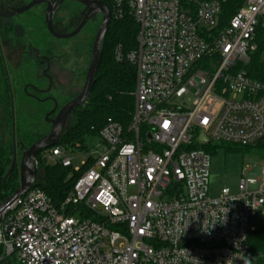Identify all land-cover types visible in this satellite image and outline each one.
<instances>
[{"label":"built area","instance_id":"2783aa9c","mask_svg":"<svg viewBox=\"0 0 264 264\" xmlns=\"http://www.w3.org/2000/svg\"><path fill=\"white\" fill-rule=\"evenodd\" d=\"M111 20L132 18L137 46L115 48L136 68L130 125L109 122L96 157L44 151L81 174L60 205L41 189L0 217L3 258L18 264H246L251 220L264 213V164L236 193L210 195V151L264 139V83L240 66L257 51L264 0H108ZM222 26V27H221ZM206 140L203 141L201 138ZM80 218L77 219L76 217Z\"/></svg>","mask_w":264,"mask_h":264},{"label":"trees","instance_id":"16d2710c","mask_svg":"<svg viewBox=\"0 0 264 264\" xmlns=\"http://www.w3.org/2000/svg\"><path fill=\"white\" fill-rule=\"evenodd\" d=\"M104 1L110 7L109 1ZM241 5L242 1L240 0H228L223 4L222 26L226 25V21L237 12ZM137 35L138 26L132 18L127 17L122 21L111 20L110 28L103 42L100 65L93 91L87 103L74 114L69 122L71 124H68L69 127L65 129L60 141L57 143L58 146L62 145L70 149L76 148L83 151L86 150V140L89 137L97 136L99 131L109 122H117L124 127L130 125L135 105L136 68L128 62H117L114 52L119 45L125 51L135 49ZM256 42L257 51L251 55L248 63L240 67L248 71L252 78L264 83V26L262 25L257 30ZM5 85L8 86L6 92ZM5 85L0 74V103L4 100L5 95L11 96L9 84ZM8 103H12L11 97ZM7 112L11 138L6 143L0 130V204L11 197L20 187V173L17 171V167L6 179L13 164V142L18 140L20 144L28 149L37 141V138L31 136V133L25 128V123L22 120L15 123V115L12 114L10 108ZM260 144L262 142L250 147H233L250 151L254 147L260 146ZM221 145L223 146V144ZM218 147L221 146L210 144L201 148L210 151L213 155ZM43 154L44 152L37 156L36 162L38 168L44 172V176L33 188L43 190L55 205H60L73 190L80 176L74 173L71 168L49 164ZM249 247L246 264H249V261L250 264H264V226L251 233ZM0 264L18 263L15 258L4 259L3 249L0 248Z\"/></svg>","mask_w":264,"mask_h":264},{"label":"rangeland","instance_id":"374dc122","mask_svg":"<svg viewBox=\"0 0 264 264\" xmlns=\"http://www.w3.org/2000/svg\"><path fill=\"white\" fill-rule=\"evenodd\" d=\"M43 7L37 5L33 7L30 12L40 14ZM81 9L82 6L73 1H67L63 5L62 9L59 11V14L56 20L61 21L64 25L67 26V31H71L79 24L81 21ZM73 11L78 12L76 20H73L71 13ZM77 24H76V22ZM70 22L74 23L75 27H71ZM13 23L20 25L24 29L25 39L29 44H33L36 48L41 49V55H50L56 58L59 65L62 66L65 70H58L60 84H55L53 92L55 94H61L64 96L70 89V85L75 86L72 88L70 93L72 98H75L82 92V88L85 83V76L88 70V66L91 59L92 45L94 42L93 28L88 24L77 36L70 39H56L53 36L47 34L46 30L40 34L34 32V27L42 28L43 23L38 19L33 20V17L29 14H22L21 16L14 17ZM45 35V36H44ZM26 41V42H27ZM46 47V48H45ZM45 48V49H44ZM49 49L51 52H46ZM7 54L9 51H6ZM5 52V53H6ZM34 56L30 57L25 55L21 62V65L18 69H11L12 79L14 81L15 89V107L17 114L15 119L19 122L21 120L25 123L24 126L31 133V136L37 138V140L46 135L50 127L46 125V121L41 117L39 110L35 108L33 103L30 101H23L21 98V88L19 83H40L42 88H47L48 82L44 79L36 80L33 75L36 74L39 69L35 65ZM13 67V66H11ZM67 71V72H66ZM72 79V81H70ZM4 105H0V130L3 140L6 143L10 140V121L8 118V113L4 110ZM45 121V122H44ZM71 123H69L70 125ZM67 125V128L69 127ZM100 139L98 136L89 137L86 140L85 148L86 150L80 151L75 157L74 165L77 167L81 166V161L87 160L90 155L96 157V150L98 149V144ZM216 145L217 143H213ZM14 145V157L13 161H16V169L20 173V161L22 159L23 153L27 148H24L18 140L13 142ZM221 147L216 149V152L212 155L211 162V183H210V195L217 196L222 189L228 188L233 193L237 192L240 179L243 174V168L248 166L251 163V159L254 160L252 167L256 171L259 167L264 164V158L258 157L253 150L245 151L246 149L236 148L233 146H223L219 143ZM234 150H231V149ZM228 149V150H227ZM236 150V151H235ZM44 157V154H43ZM50 164V163H49ZM81 175V174H77ZM44 176V172L37 166V182L41 181ZM77 219L80 217L77 216ZM264 226V216H261L259 213L256 217H253L251 220V227L254 229H259Z\"/></svg>","mask_w":264,"mask_h":264},{"label":"flooded vegetation","instance_id":"af4514ba","mask_svg":"<svg viewBox=\"0 0 264 264\" xmlns=\"http://www.w3.org/2000/svg\"><path fill=\"white\" fill-rule=\"evenodd\" d=\"M56 1L57 0H50V3L46 2V3L41 4L40 6L43 7V9L40 12V14H38V12L31 13L30 10L24 11L25 8L32 3V0H1V3H0V74L2 75V80H3L4 85L9 84L10 91H11L10 97L12 99V103L9 104L8 101L10 97L8 95H5L4 100L0 103V105L2 106L4 105L5 107L4 110L6 111V113H8L7 112L8 108H10V111L12 112V114L14 115L17 114V110L15 107L16 92L14 89V81L12 79L11 69H14V68L18 69L25 55H28L30 57L34 56L35 65L37 66V69H39V71L36 74H34L33 77L36 80L38 79L46 80L48 82V86L47 88H42L40 86V83H38V81L37 83H31V84L23 83L21 81L19 83V87L21 88L20 96L23 101H30V103H33L35 105V108L37 110L40 109L39 113L41 117H43V120L46 121V122L44 121L46 125L50 127L47 134L51 131L52 122L55 120L60 110L74 99L70 96L71 95L70 93L72 92V88H75V86H72L71 84L69 86L70 90L64 96H62L60 93L55 94L53 92L55 88V84L56 83L58 85L60 84V79H59L58 73L54 74L52 71L53 69H55L56 71L57 69L60 70L63 67L59 65L58 61H56V58L52 57V60L50 58V60L48 61V57L50 55H45V54L44 56L41 55V52H42L41 49L36 48L33 44H29L28 41L25 39V35H24L25 33H24L23 27L20 25L14 24L13 19L14 17L21 16L22 14H28V15L30 14L33 17V20L38 19L39 21H42L43 23V27L41 29L34 27V32L42 34L46 30L48 35L53 36L48 31V26L46 23V11L48 10L50 4L53 5ZM67 1L68 0H64L63 3L57 8L54 18H53L54 32L59 35H67V34H71L72 32H74L76 28L78 27V25L81 23L84 15L87 13L86 8L80 4L82 6L81 13H80L82 16L81 21L79 22L78 25H76L77 22L75 21L76 27L75 25H72L74 23L70 22V24L72 23L71 27L72 28L75 27V28L71 31V33H69V31H67V28H66L67 26H69V24L64 25L61 21L56 20L59 14V11L62 9L63 5L66 4ZM92 1H95V0H92ZM98 1H102L108 6V4L104 0H98ZM71 15H72L73 20H76V17L78 16V12L73 11ZM102 20H103V15L97 14L88 21V23L84 26V28L91 22V25L93 28V35L96 37V34L100 28ZM95 37H94V40H95ZM6 51H9V53L7 54ZM46 52L48 53L51 51L47 49ZM62 70H65V69L63 68ZM70 81H72V79H70ZM4 88L6 92V90L8 89V86L5 85ZM75 113L76 112H74L71 115L67 125L69 124V122L71 121ZM16 122L17 120L15 121V123ZM15 123L13 124L15 125ZM42 137H40L39 139H41Z\"/></svg>","mask_w":264,"mask_h":264},{"label":"water","instance_id":"95a60500","mask_svg":"<svg viewBox=\"0 0 264 264\" xmlns=\"http://www.w3.org/2000/svg\"><path fill=\"white\" fill-rule=\"evenodd\" d=\"M63 1L64 0H57L53 5L50 4L48 10L46 11V23L48 26V31L56 39H70L77 36L93 16L97 14L103 15L102 23L93 43L91 59L88 66L85 83L82 88V92L60 110L57 117L52 122L51 131L47 135L39 139L37 142H35L29 149L24 151L22 159L20 161V187L11 197L0 204V217L5 208L11 202L26 195L37 184V156L40 153L57 145L66 129L71 115L87 103L96 83V75L100 65L103 42L111 25L110 8L102 1L98 0H69L83 5L86 8L87 13L84 15L81 23L78 25L74 32L67 35H59L54 32L53 18L57 8L63 3ZM46 2L50 3V0H32V3L28 5L24 11H29L33 7ZM201 140L205 141L206 139L202 137ZM258 156L264 157V154H260ZM15 167L16 161H13L12 167L6 179L12 174Z\"/></svg>","mask_w":264,"mask_h":264},{"label":"crops","instance_id":"0c3cea01","mask_svg":"<svg viewBox=\"0 0 264 264\" xmlns=\"http://www.w3.org/2000/svg\"><path fill=\"white\" fill-rule=\"evenodd\" d=\"M52 57L53 58H55L54 56H49L48 57V61L50 60V58H51V60H52ZM54 74L56 73V70L55 69H53V71H52ZM260 142H262V144H260V146H257V147H254L252 150L255 152V154L258 156V155H260V154H264V140H262V141H260ZM259 157V156H258ZM260 158H264V157H260ZM251 163L253 164V165H255L254 164V160H252L251 159ZM251 163L248 165V166H246V167H244L243 168V174H242V176L245 174V173H255V174H257V172H258V169L260 168H258L256 171L254 170V168L252 167L253 165H251ZM242 178V177H241ZM261 216H264V213H259ZM258 215V214H257ZM256 215V216H257ZM255 216V217H256ZM261 228V227H260ZM254 229V228H253ZM256 229H254V231H255Z\"/></svg>","mask_w":264,"mask_h":264},{"label":"clouds","instance_id":"9594fccd","mask_svg":"<svg viewBox=\"0 0 264 264\" xmlns=\"http://www.w3.org/2000/svg\"><path fill=\"white\" fill-rule=\"evenodd\" d=\"M249 264H250V261H249Z\"/></svg>","mask_w":264,"mask_h":264}]
</instances>
